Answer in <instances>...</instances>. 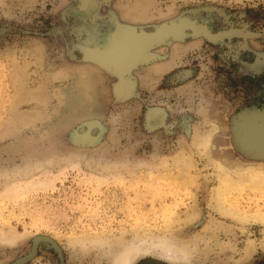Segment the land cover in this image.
<instances>
[{"label": "rangeland", "instance_id": "1", "mask_svg": "<svg viewBox=\"0 0 264 264\" xmlns=\"http://www.w3.org/2000/svg\"><path fill=\"white\" fill-rule=\"evenodd\" d=\"M179 18L264 55V0H0V264H264V161L234 138L263 83L199 36L131 71L146 37L109 41Z\"/></svg>", "mask_w": 264, "mask_h": 264}, {"label": "water", "instance_id": "2", "mask_svg": "<svg viewBox=\"0 0 264 264\" xmlns=\"http://www.w3.org/2000/svg\"><path fill=\"white\" fill-rule=\"evenodd\" d=\"M183 23H185L184 18L177 19L175 21H170L169 23H165V24L163 23L155 27L151 33H146L139 30L136 31L135 29L132 28H126V29L119 28L114 34L110 36L109 41L111 40V38L115 36L117 37L124 32L129 33L127 38L136 35V33L138 32L141 36L146 37V42L148 43V45L146 43V45L144 46L146 52L148 47H153L169 42L171 39L180 40L185 35H189V34L204 35L206 37V34L203 32L209 31L204 26H199L198 31L192 30L190 28L188 29L186 27H183ZM178 27L180 28L179 30ZM172 30L173 31L178 30V31L177 33H174L172 32ZM80 48H84V47H80ZM80 48L79 51L85 60L92 62L95 65H98L99 67L104 69L105 71L113 74L114 68L111 65H109L108 64L109 61L106 60V56L109 53H107L106 56L102 58L103 61L102 63L104 65H101L98 61L87 58L83 54ZM106 48L107 46H105L103 49ZM90 49L98 50L93 47ZM150 57H153V55H151ZM94 127H98L97 121L92 120L85 122L84 130H82L81 132L75 135L74 143H76V145L81 147H86L87 145H91L93 143V137L91 135V131ZM234 138L238 147L245 155L249 156L254 160L264 161V111L257 114L244 113L243 115L238 116L234 123ZM19 261L15 263H19ZM141 264H163V263L159 261L145 260Z\"/></svg>", "mask_w": 264, "mask_h": 264}, {"label": "flooded vegetation", "instance_id": "3", "mask_svg": "<svg viewBox=\"0 0 264 264\" xmlns=\"http://www.w3.org/2000/svg\"><path fill=\"white\" fill-rule=\"evenodd\" d=\"M179 19H181V18H179ZM184 20H185V23H183V27H186L189 29L188 25L190 23H196L197 26H204V27H206V29L209 30L208 31L209 33L207 32L206 37L204 35H195V36L202 37L206 41L213 43V44H220V45L223 44L228 49H230V51L232 52V53H230V55L232 57H236L237 61H239V62L241 61V64L243 65L242 71H240L238 69L241 72L240 74L242 76V79H245V81L250 82V83H255V82L258 84L263 83V84H261V87H262V94L264 97V55H260V54H257V55L254 54L253 55L252 54L253 58H251V60H243V58H242V54L248 53L251 55V51L248 50V47H246L245 41L247 40V38L254 37V35H255L254 33L245 29V27H243V26L236 27V26L226 25L223 27L221 26L220 28L211 29V28H208L205 24L199 23L193 19L184 18ZM151 32L152 31L147 32V33H151ZM136 34H139V33L137 32ZM171 40H176V39H171ZM235 42L237 44L235 46L236 48L233 45ZM149 48H151V47H148V49ZM148 49L146 50V53L153 55V57H150L149 59H144V60L137 62L133 67L130 68L129 71L138 67L139 65L148 63V62L153 61L155 59V54H153L152 52H149ZM240 51H242L241 54H240ZM127 73H125V75ZM123 80H125V79H123ZM123 80L120 81V79H119V82H121L124 85L126 83H124ZM263 109H264V103H263ZM262 111H264V110H262Z\"/></svg>", "mask_w": 264, "mask_h": 264}, {"label": "bare ground", "instance_id": "4", "mask_svg": "<svg viewBox=\"0 0 264 264\" xmlns=\"http://www.w3.org/2000/svg\"><path fill=\"white\" fill-rule=\"evenodd\" d=\"M145 45H146V43L143 44V46H142V49H143V50H145V48H144ZM147 45H148V43H147ZM135 57H136V56L133 55V53H132L131 56H130L131 59H130L129 61H133V59H134ZM129 61H128V62H129ZM224 174H225V173H224ZM225 175H226V174H225ZM231 176H232V175H231ZM235 176H236V175H235ZM228 177H229V176H228ZM223 178H224V177H223ZM225 178H226V177H225ZM225 178H224V179H225ZM232 180H233V179H232ZM232 180H230V181H232ZM240 180H241V179H240ZM226 181H229V180H226V179H225V182H226ZM230 181H229V182H230ZM241 181H242V180H241ZM221 182H222V181H221ZM225 182H224V183H225ZM234 182H235V181H234ZM231 183H232V182H231ZM237 183H238V182H237ZM139 249H140V248H139ZM162 255H167V254L165 253V254H162ZM130 256H131V255H130ZM171 256H172V255H171ZM172 257H173V256H172ZM175 257H176V256H175ZM130 258H131V257H130ZM129 260H130V259H129Z\"/></svg>", "mask_w": 264, "mask_h": 264}]
</instances>
